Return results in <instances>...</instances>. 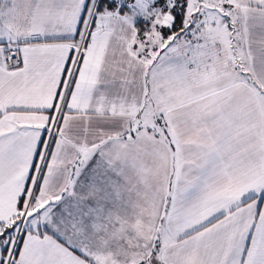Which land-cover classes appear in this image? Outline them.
<instances>
[{"label":"snow or ice","instance_id":"6c2138e0","mask_svg":"<svg viewBox=\"0 0 264 264\" xmlns=\"http://www.w3.org/2000/svg\"><path fill=\"white\" fill-rule=\"evenodd\" d=\"M0 264H264V0H0Z\"/></svg>","mask_w":264,"mask_h":264}]
</instances>
